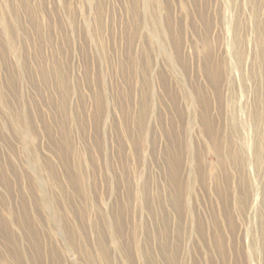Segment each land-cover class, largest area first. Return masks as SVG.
<instances>
[{"label":"rangeland","instance_id":"374dc122","mask_svg":"<svg viewBox=\"0 0 264 264\" xmlns=\"http://www.w3.org/2000/svg\"><path fill=\"white\" fill-rule=\"evenodd\" d=\"M260 247L264 0H0V264Z\"/></svg>","mask_w":264,"mask_h":264},{"label":"bare ground","instance_id":"6f19581e","mask_svg":"<svg viewBox=\"0 0 264 264\" xmlns=\"http://www.w3.org/2000/svg\"><path fill=\"white\" fill-rule=\"evenodd\" d=\"M131 61V60H130ZM18 120V117H16V121ZM245 140H246V136H245V138H244ZM256 202L257 201H255V199H253V202H252V206L254 207L255 205H256ZM260 201H258L257 203H259ZM260 205H261V203H260ZM262 206V205H261ZM264 249V247L262 248V247H260V251L262 252V250ZM263 255H264V252H263ZM262 258V257H261ZM263 259V258H262Z\"/></svg>","mask_w":264,"mask_h":264}]
</instances>
